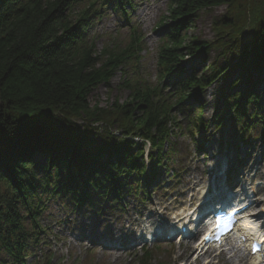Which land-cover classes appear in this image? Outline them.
<instances>
[{"label": "trees", "instance_id": "obj_1", "mask_svg": "<svg viewBox=\"0 0 264 264\" xmlns=\"http://www.w3.org/2000/svg\"><path fill=\"white\" fill-rule=\"evenodd\" d=\"M234 1L168 0V16L158 27L157 84L151 85L135 75L127 78L126 67L134 68L144 50L135 27L125 44L112 43L101 52L89 34L100 10L112 3L129 24L130 0H0V264H28L33 256L31 264H39L36 254L48 232L41 220L52 201L76 213L123 209L125 199H146L175 155L174 137H195L211 124L221 128L227 115L242 134L251 128L255 115L247 106L259 101V93L254 94L257 84L245 71H264V22L237 65L213 64L203 76L185 66L187 59L213 48L227 53L228 36L221 31L213 44L187 41V32L201 12L229 9ZM225 18L220 26L229 22ZM236 67L250 87L235 91L240 80L225 84V108L205 121L199 107L193 111L194 99L218 78L228 80ZM117 73L126 78L121 84L128 91L126 101H116L109 111L92 108L93 93ZM259 117L264 122V115ZM70 120L84 126L61 123ZM95 124L104 125V131ZM146 143L151 147L147 159ZM151 259L148 251L139 264ZM53 261L43 256L42 264Z\"/></svg>", "mask_w": 264, "mask_h": 264}, {"label": "rangeland", "instance_id": "obj_2", "mask_svg": "<svg viewBox=\"0 0 264 264\" xmlns=\"http://www.w3.org/2000/svg\"><path fill=\"white\" fill-rule=\"evenodd\" d=\"M130 4L126 8L129 24L122 11L112 3L100 10L101 15L91 25L89 34L101 52L112 43L125 44L129 40L130 28L135 27L143 37L144 50L139 54V60L133 63L134 68L131 65L126 67L127 78L135 75L144 82L155 85L158 50L162 45L158 27L162 19L168 16V0H130ZM198 17L187 32V41L193 38L213 44L218 39V31L228 36L224 38L229 48L226 54L223 55L221 49L213 48L208 54L186 60L185 66L189 73L203 76L210 74L213 64L222 69L228 65H237L244 48L254 41L264 22V0H235L229 9L220 7L204 11ZM224 18L229 22L220 26L219 23ZM245 72L257 84L254 94L259 93V101L247 106L249 114L255 115V122L248 131L242 134L240 125L227 115L221 128L211 124L206 132L195 137L190 133L174 137L172 141L176 146L175 155L162 170V176L157 179L156 184L149 188L146 199L141 202L137 199H125L123 209L107 212L83 210L76 213L67 209L64 202L52 201L41 220L48 232L45 236L46 243L36 254L39 255V264L43 263V256L53 257V264H139L148 247L152 250L151 264H241L239 259L244 256L246 258L242 260V264H252L253 261L244 250L243 255L237 259L233 258L235 251L229 250L225 257L213 253L214 258L196 261L198 255L194 251L195 241L191 239L179 244L175 239L168 241L163 234L152 245L151 242L141 240V237L156 238V232L163 227L164 230L173 228L178 232L181 222L176 224L174 220L185 210H189L191 214L195 212L191 200L198 195L196 205L200 204L207 196L210 181L213 184L216 177H222V186L218 187L217 193L229 192L235 188L233 193L241 195L243 189L262 191L264 188V180L253 179L257 169L264 177V122L259 117L264 115V71ZM245 72L236 67L230 72L228 80L218 78L209 89L194 99L193 111L198 113L199 107L201 117L205 121H211L216 109L225 108L221 98L225 84L240 80L241 84L235 91L250 87V84H245ZM124 79L123 73H117L108 86H99L89 100L91 107L98 106L109 111L116 101H126L128 91L121 88ZM53 115L55 117L51 118H60L59 114ZM112 117L113 115L108 116ZM177 117L182 127H185L186 118L183 114L179 113ZM61 123H70L72 127L81 129L84 126L81 120ZM94 127L100 133L105 129L101 124H95ZM113 132L118 134L116 128H113ZM213 155L218 158L219 164L217 173L211 180L207 179L203 171L211 167L208 159ZM194 184L197 186H192ZM240 186V190H236ZM257 199L264 206V194L260 193ZM164 211L167 216L162 215ZM32 261L36 262L34 256L28 260V264Z\"/></svg>", "mask_w": 264, "mask_h": 264}, {"label": "bare ground", "instance_id": "obj_3", "mask_svg": "<svg viewBox=\"0 0 264 264\" xmlns=\"http://www.w3.org/2000/svg\"><path fill=\"white\" fill-rule=\"evenodd\" d=\"M208 160H210V162H211V167L210 168H205V170L203 171V173H205L206 174V176H207V179H211L212 180V178L216 175V173H217V169H218V164H219V162H218V158L216 157V156H211ZM254 180H256V179H262V180H264V177H262V175L261 174H259V169H257L256 170V174H255V176H254V178H253ZM210 181V180H209ZM221 181H222V177H216V179L214 180V187L215 188H218L219 186H220V183H221ZM210 184H211V181H210ZM209 184V185H210ZM192 186H197V184H194V185H192ZM222 186V185H221ZM239 188H241V186L239 187ZM245 190V189H244ZM264 188H262V191H252V193L250 194V195H248V193H246V197H245V199L246 200H252V199H256L257 198V196L260 194V193H263L264 194ZM252 195V196H251ZM243 196V195H242ZM253 196H255L254 198H251V197H253ZM191 202L194 204V208H193V210L195 209L196 211L194 212V218H195V216H197V215H199V213H196L198 210H200L202 207H204L205 205H196V202H198V195L195 197V199H192L191 200ZM240 202L242 203V204H246V203H244L243 202V200H242V198L240 199ZM250 202V201H249ZM248 202V203H249ZM259 207H261L260 206V204L258 203V201L257 200H255V202L249 207V211H251V213L253 214V213H255L256 212V210H257V208H259ZM206 209L207 208H205V211H206ZM188 212H190L189 210H185L184 212H183V214H181V215H178V218L176 219V220H179V223L180 222H182V221H184V220H187V219H189V215H191V214H187L186 215V213H188ZM162 215H164V216H167L168 214L166 213V211H164L163 212V214ZM186 215V216H185ZM255 215V217H257V214H254ZM183 216H185V217H183ZM252 220H254V218H251ZM176 220H174V221H176ZM163 229H165L164 227L163 228H161V230H163ZM171 229H173V228H171ZM160 230V231H161ZM174 231H175V229H173ZM180 230H181V226H180ZM179 230V231H180ZM242 231H244L243 229H242ZM176 232V231H175ZM245 232H246V230H245ZM247 233V232H246ZM248 234V233H247ZM141 240L142 241H144L145 239L143 238L142 239V237H141ZM235 250V249H234ZM225 254H227V253H225ZM241 255H243V251L242 250H237V251H235V253H234V256H233V258H239ZM225 257V256H224ZM239 260H241L240 261V263L242 264V260H245V256L244 257H242V259H239ZM257 262L255 261V259H254V262L252 263V264H256Z\"/></svg>", "mask_w": 264, "mask_h": 264}]
</instances>
